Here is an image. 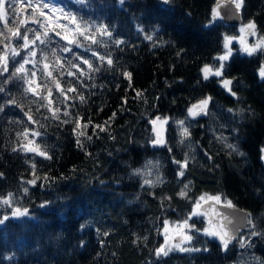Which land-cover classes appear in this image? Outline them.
Masks as SVG:
<instances>
[{"label":"trees","instance_id":"obj_1","mask_svg":"<svg viewBox=\"0 0 264 264\" xmlns=\"http://www.w3.org/2000/svg\"><path fill=\"white\" fill-rule=\"evenodd\" d=\"M214 1L125 0L122 5L119 0H85L82 5L76 0H47L91 25L90 32L103 42L98 45L69 31L76 25L67 18L59 20L66 28H55L52 14L45 21L39 11L25 6L28 0H5L0 56H6L9 71L0 76V87L5 88L0 92V196L11 193L14 200L12 207L0 204V219L9 216L0 225V264H264V163L259 158L264 145V80L257 74L264 64V49L251 56L233 50L225 61V78L232 79L238 99L221 86V78L204 80L203 66L219 64L214 57L222 52V36L237 35L236 25L211 20ZM238 13L241 25L254 21L255 35L264 37V0H244ZM34 17L51 23L60 35L48 29L52 42L36 41L37 67L25 65L30 83L18 79L23 74L4 83L25 55L23 40L13 32L37 29ZM99 25L108 28L111 37L95 32ZM28 36L34 39L35 33ZM61 36L78 40L80 46L69 45ZM114 40L124 43L117 47ZM63 47L72 52L60 51ZM14 48L20 55L13 58ZM89 48L98 56L111 53L113 66L106 60L101 63ZM41 50L46 61L41 60ZM75 56L100 71L90 72ZM69 61L85 75L72 68L79 79L68 76ZM32 71L36 77H31ZM123 72L131 73L130 79ZM57 82L69 99L57 90ZM28 87L36 94L25 92ZM70 87L76 91H67ZM208 96L212 99L207 114L189 116L188 108ZM13 99L14 104L8 103ZM38 105H43L39 111ZM57 108L59 119H54ZM64 111L70 116L65 117ZM25 112L38 123H30ZM76 117L81 118L80 127ZM154 117L168 118L163 131L166 143L157 147L152 145L149 124ZM179 120H185L190 132L183 144ZM25 128L34 141L32 147L39 143L51 159L24 150ZM33 131L40 136H33ZM221 136L225 142L217 139ZM225 143L235 145L238 152ZM185 155L188 167L178 177L173 159L182 161ZM33 164L39 176L35 186L26 183L34 179ZM136 169L146 175L134 174ZM157 176L162 183L156 182ZM145 179L155 185H144ZM186 184L182 198L179 193ZM200 195L231 201L251 215L252 224L247 220L244 231L224 250L200 233L203 219L192 217L188 223L196 230L187 231L192 241L186 247L207 251L155 255L161 226L165 221H184ZM13 208H27L28 215L12 217ZM252 231L260 234L251 235ZM241 240L246 243L243 248Z\"/></svg>","mask_w":264,"mask_h":264},{"label":"snow or ice","instance_id":"obj_2","mask_svg":"<svg viewBox=\"0 0 264 264\" xmlns=\"http://www.w3.org/2000/svg\"><path fill=\"white\" fill-rule=\"evenodd\" d=\"M76 2L78 4L83 5L85 3V0H76ZM119 2H120V4L123 5L125 3V0H119ZM162 2L164 4H169L172 2V0H162ZM243 2H244V0H232V3H234L237 11H239L241 9ZM217 3L219 6V0H217ZM25 6L31 7L33 9V13H36L37 11H39V15L43 16L45 21H47L49 19V15L52 14V17L55 20V28H66L67 25L60 23L59 20H60V18H67L72 24L76 25V27L74 29H70L69 31L78 32L79 35L82 36L84 40H91L93 44L99 45V44L103 43L102 41L97 40L95 38V36L90 32V29L92 28L91 25L85 24L82 19L78 20L77 16L74 13H72L70 11H66L62 7H58L55 4H51V3L47 2V0H28V3ZM45 9H47L48 11L45 12L44 11ZM4 10H5V0H0V19H2L4 16ZM57 13H58V16H56ZM219 16H220V12L218 11V7H213V9H212V21H214ZM212 21H210L209 24H211ZM20 23L23 24V23H25V21H20ZM32 23L38 24L39 27L37 29L26 28L23 33H20L19 31L13 32L14 36L23 40L24 43H23L22 47L25 51V55L22 58V62H19V67L15 68V72L11 73L10 76L8 78H6L4 83H7L8 80L11 79L12 76H16V74H23V75L19 76L18 79L24 80V82L26 84L30 83L29 76L27 74V69L25 68V65L31 63L33 65L34 69L37 67L38 62L35 59L37 57V50L35 47L36 41H39L40 44H43V45H47V44L52 42L53 37L49 35L48 29H52V31L55 32V28H53L51 23L46 24L44 21H40L38 18H35V17L32 19ZM207 26L208 25H206V27ZM246 27L255 30V28H256L255 22L249 21V23ZM41 30H43V31L41 32ZM94 31L100 32L102 35H106V36L111 37V32L109 31L108 28L104 27L103 25L96 26ZM240 31L243 33L245 31V29L241 28ZM29 32L35 33L34 39H31V40L29 39V36H28ZM251 34L255 35L256 33H255V31H253ZM55 35H60V33L55 32ZM61 39L66 40L69 45L75 44L76 47L80 46V42L78 40L69 39L67 36H61ZM145 39L151 41L152 36L147 35V36H145ZM231 40H232V37H229V36L224 37V43H223L224 52L222 54L214 57V60L219 61L218 66L217 65L209 66V65L205 64L203 66V68L201 69V72L203 73V79L204 80H208L210 76H215V77L221 78L220 79L221 86L225 90H227L230 95H232L233 97H236L238 99V97L236 96V93L231 88V85L233 83L232 79L225 78V69L227 67V65L225 64V61H228L229 57L232 54V50L229 47ZM259 40H260V43L258 45L244 48V51L247 52V54L249 56H251L254 52H256L258 47H264V37H260ZM113 43L116 44V46L118 47L120 44L124 43V41L114 40ZM88 50L91 51L92 56H97L98 59L101 61V63H103L106 60L109 67L113 66L114 62H113V58L111 56V53H109L107 55V57H105V56H98V53L96 51L91 50L90 48ZM60 51H62L64 53H71L72 49L69 47H63L60 49ZM52 54L54 56L56 55V49L55 48L52 49ZM19 55H20V52L14 48L12 50L13 58L16 56H19ZM74 59L79 60L80 63L83 65H87L90 72L100 71V68L95 67L87 59H83L79 56H75ZM41 60L42 61L47 60V55L43 52V50H41ZM56 63L60 64L61 67H63V63H62L60 58H57ZM68 63L70 65V68L67 72L68 76L76 77V73L71 71L72 68H75L77 70V72H79L80 76L85 75V73L83 72V70L80 68V66L78 64L72 63L71 61H69ZM44 68H45V70L48 69L47 63L44 64ZM8 71H9V69H8V63H7L6 56H0V76H4V74L7 73ZM36 75H37V72L32 71L31 77H36ZM47 75L51 76V72H47ZM122 75L128 79H130V77H131V73H129V72H123ZM259 75H260L261 79L264 80V65L261 66V68L259 70ZM76 78L79 79V77H76ZM93 87H94V85H93ZM56 88H57V90H59L61 92V95H65V99H69V97L66 96L65 91L63 89H61L59 82H57ZM4 91H5V88L0 87V92H4ZM67 91L73 92V91H76V89L73 87H70L67 89ZM25 92H32L34 95L36 94L35 91L31 87L26 88ZM49 95H51V91H49ZM137 95L139 96V95H141V93L138 92ZM79 99L83 102L85 100V97L83 95H80ZM211 99H212V97L208 96V97L202 98L200 101L197 102V104H193L192 106H190L187 110L189 116H191L192 118H195L197 115H200V114L206 115L207 109H208V104L211 101ZM8 103L14 104L15 100L14 99L10 100ZM49 103H51V101H49ZM39 107H43V105H38L37 111H39ZM65 107H67V105ZM0 111H3V108H0ZM49 111H53V109L49 108ZM59 111H60L59 108L55 109L52 118L59 119V116L56 115V113H58ZM228 111L233 112V109L230 108V109H228ZM29 112H31V109H29ZM29 112L24 113V115L27 117L28 121L30 123H38V121H36L34 119L33 115H30ZM63 115L65 117H69L70 113L68 111H64ZM114 116H115V113H113V117ZM45 118H47V117H45ZM80 119H81L80 117H76L74 120L77 127H80ZM158 121L161 122L162 124H167L168 118L167 117H163V118L162 117H156V119L151 120L150 123H152L155 126ZM61 122L62 123H69L70 121L69 120H63ZM90 123H91V121H88V124H90ZM176 123L178 124V126L180 128V136H181L180 143L183 144L184 140L189 138V136H190L189 128L185 126V120H179V121H176ZM88 124H85L84 127H87ZM95 127L99 128L100 131L105 130L104 127L101 125H96ZM74 131H75V129H74ZM154 131H155V127H154ZM28 133H29V129L25 128L23 135H24V139L28 141V144L22 146V147H24V150L28 151V152L36 153L37 155L43 156L46 159H51V156L48 154V151L46 149L41 148V145L39 143H36L35 147H32L34 141L29 139ZM32 135L39 137L40 133L33 131ZM89 139H91V137H89ZM217 139L220 140L221 142L226 141V138L223 136L218 137ZM152 143L155 146L157 144H164L166 142L160 137L159 132H157V138ZM77 144H80L79 140H77ZM225 146L227 148L231 149L233 152H238V149L233 144L225 143ZM13 150L16 151V149H13ZM169 151H171V149H169ZM261 151L264 152V148H262ZM238 154L243 155V153H238ZM205 155H208V154L205 153ZM208 158L211 159L212 157L209 156ZM188 162H189V157L187 155H185V157L182 161L173 159V163L178 165V170H177V176L178 177L184 176L185 170L188 167ZM32 168H33L32 174L34 176V179L27 181L26 183L35 186L37 180L39 179V176L36 174L34 164L32 165ZM134 174L146 175L145 173H142L140 171V169H136L134 171ZM45 179H47V177H45ZM156 182L162 183L163 181L160 179L159 176H157ZM144 185H148L149 187H153L155 185V182L148 180V179H145ZM188 187H189V185L186 184L184 186V189L181 190V192L179 193V195L182 198L186 197V194H187L186 190ZM23 191L25 194H27L28 188H24ZM13 200H14V196L11 193H9L6 197L0 196V204L4 205L6 207H12ZM202 200H212V201H216V202H221V197L220 196H211V197L201 196L199 198V200L194 202L192 212L189 214V216L184 221H182L176 225L177 228L187 229V231L196 230L195 225L189 224L188 221L191 220L193 216H196L198 214L197 209L201 207L200 201H202ZM41 206L43 207L44 205H41ZM227 206L233 207L231 201L227 202ZM27 215H28V209L27 208H13V210H12V217L19 218V217H25ZM245 218L248 220V222L250 224H252V218H251L250 214H246ZM8 219H9V216H4L2 219H0V225L4 224V222ZM168 227H169V224L167 221H165V223H164L165 231H167ZM253 228H255L254 224H253ZM187 231L184 233V239L180 243L174 245L173 247L178 248L180 251H184V252L207 251L206 248L201 249V248H195V247H181L180 245L182 243H185V242L191 243V241H192V236L188 235ZM203 232L205 235H213V236L218 235V237L221 241V245H222L224 250L228 249V245L234 239V236L232 234H230L228 231H222L220 233H216V232H209L208 229H204ZM258 234H260V233H257L256 231H252V233H251V235H258ZM245 246H246L245 241L241 240V247L243 248ZM172 250H173L172 247H165L164 245H161L159 248L155 249V254L158 257L159 256H167L169 254V252Z\"/></svg>","mask_w":264,"mask_h":264},{"label":"water","instance_id":"obj_3","mask_svg":"<svg viewBox=\"0 0 264 264\" xmlns=\"http://www.w3.org/2000/svg\"><path fill=\"white\" fill-rule=\"evenodd\" d=\"M213 7H218V11L220 12V16L214 21H220L227 25L240 24L239 13L230 0H219V6L217 0L214 1L210 8L211 20ZM198 211L201 212L205 216L206 221L209 222L211 232L220 233L222 231H228L232 234L234 239L231 243L236 241L239 234L244 231L247 225V219L245 218L246 213L234 206H227V203H218L212 200H207L201 203V207L198 208ZM212 238L216 243L221 245L218 235H212ZM174 241H179V237L175 238Z\"/></svg>","mask_w":264,"mask_h":264},{"label":"rangeland","instance_id":"obj_4","mask_svg":"<svg viewBox=\"0 0 264 264\" xmlns=\"http://www.w3.org/2000/svg\"><path fill=\"white\" fill-rule=\"evenodd\" d=\"M230 1L232 2V0H230ZM246 26L247 25H241V24L236 25L237 35L232 36V40L229 44V47L231 48L232 52H233V50H235L239 55H248L247 52L244 51V48L258 45L260 43L259 38L263 37V36L252 35L251 33L253 32V30L246 27ZM241 28L245 29V31L243 33L240 31ZM224 37H225V35L222 36V52H221V54L224 52V49H223ZM259 49H264V47H258L257 50H259ZM262 65H264V64H262ZM262 65H260V67L257 71L259 78H261L259 75V70H260ZM201 75L203 76L202 72H201ZM154 119H156V117L152 118L151 120H154ZM150 121H149V124H150L152 137H153L152 142L157 138V132H159L160 137L163 139L164 124H162L161 122L158 121L157 124L154 126L152 123H150ZM154 127H155V131H154ZM152 145H153V143H152ZM162 145L163 144H157L155 146L157 147V146H162ZM262 148H264V145H262L260 150H259V158L264 163V152L261 151ZM201 196H207V195H200L196 199V201L199 200V198ZM207 197H210V196H207ZM204 201H207V200L200 201V204L203 203ZM221 202H218V203H221ZM193 206H192V209H193ZM192 209H191V212H192ZM197 213L198 214L196 216H193V217L195 218V217L200 216V218L203 219V224L200 226V233L206 237L212 238V235H205L203 232L204 229H208V231L211 232V227H210L209 222L206 221L205 216L201 212H199L198 209H197ZM168 224H169V227H168L167 231H165V229H164V224L160 228L161 244L159 245V247L161 245H164L165 247H172L173 250L170 251L169 253H171V252H183V251H180L178 248H174L173 246L180 243L184 239V233L187 231V229L177 228L176 225L178 223H175V222H168ZM177 237H179V241L175 242L174 239ZM186 244H187V242L182 243L180 246L186 247Z\"/></svg>","mask_w":264,"mask_h":264}]
</instances>
